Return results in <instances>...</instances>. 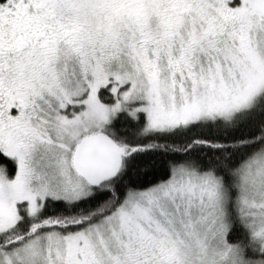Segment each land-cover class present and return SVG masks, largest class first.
Masks as SVG:
<instances>
[{
	"label": "snow or ice",
	"instance_id": "snow-or-ice-1",
	"mask_svg": "<svg viewBox=\"0 0 264 264\" xmlns=\"http://www.w3.org/2000/svg\"><path fill=\"white\" fill-rule=\"evenodd\" d=\"M0 264H264V0H0Z\"/></svg>",
	"mask_w": 264,
	"mask_h": 264
}]
</instances>
